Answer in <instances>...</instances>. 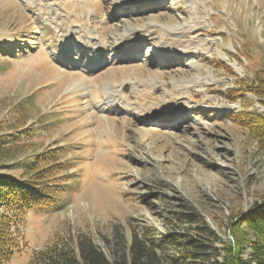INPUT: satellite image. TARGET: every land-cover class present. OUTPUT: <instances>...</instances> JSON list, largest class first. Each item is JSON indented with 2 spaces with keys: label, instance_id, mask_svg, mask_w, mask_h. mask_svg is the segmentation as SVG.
<instances>
[{
  "label": "rangeland",
  "instance_id": "374dc122",
  "mask_svg": "<svg viewBox=\"0 0 264 264\" xmlns=\"http://www.w3.org/2000/svg\"><path fill=\"white\" fill-rule=\"evenodd\" d=\"M172 28L189 51L164 49ZM262 69L264 0H0V174L27 178L57 149L67 177L62 209L17 220L23 248L5 264L80 239L113 257L133 233L157 264H198L214 253L203 225L222 264H257L264 141L230 118L229 94Z\"/></svg>",
  "mask_w": 264,
  "mask_h": 264
},
{
  "label": "trees",
  "instance_id": "16d2710c",
  "mask_svg": "<svg viewBox=\"0 0 264 264\" xmlns=\"http://www.w3.org/2000/svg\"><path fill=\"white\" fill-rule=\"evenodd\" d=\"M219 67L227 68L230 73L234 74L224 63L219 64ZM240 83V88L230 90L229 98L240 99L242 107L229 116L235 124L264 141V115L257 110L250 109L251 100L241 94L247 88L257 95L260 104L264 105V69L256 71L254 78L248 83L244 80ZM58 151L49 149L41 156L38 155L28 168H33L40 162H46L47 165L37 169L27 178L0 174V264L7 263L15 253L23 248L17 221L20 220L22 214L35 209L56 211L66 205V201L58 196V193L65 191L67 186L65 183L67 177L59 178L55 175L58 170L64 169V165H58ZM63 185L64 187H61ZM261 210L260 218L256 217L255 222H264V209ZM189 220L193 221L194 218ZM198 230L211 234L213 243L210 246L214 253L208 259H205L202 254H196V262H201L198 264H222L218 258V249L214 246L219 236L206 225L198 227ZM192 242L198 249L204 246H200L198 241ZM259 249L260 247L256 246L257 264H264V253H260ZM35 256L37 258V253ZM35 256L29 264L36 262ZM159 256L156 245H149L138 234L133 233L129 251H123L113 257H108L91 240L80 239L77 252L74 248H69L67 251L54 252L51 250L47 255L38 257L37 262L39 264H157Z\"/></svg>",
  "mask_w": 264,
  "mask_h": 264
},
{
  "label": "bare ground",
  "instance_id": "6f19581e",
  "mask_svg": "<svg viewBox=\"0 0 264 264\" xmlns=\"http://www.w3.org/2000/svg\"><path fill=\"white\" fill-rule=\"evenodd\" d=\"M177 28H172L171 30H169L167 32V40L166 42L163 43V47L164 49H179L181 51H189L190 48H188L185 43H183V41L181 40V38H177L178 36V33H176V30ZM187 31V29H186ZM186 31L184 30V32L186 33ZM140 33V30L139 29H136V30H131L130 31H127L123 34L122 38H121V41L119 44H121V46L123 45V47H129L133 41V39L135 38V36H138ZM90 43V42H89ZM187 47V48H186ZM93 63V62H92ZM100 63V61L96 60L94 61V65L92 64V66H97L98 64ZM165 114V113H164ZM164 117H168V116H164Z\"/></svg>",
  "mask_w": 264,
  "mask_h": 264
}]
</instances>
